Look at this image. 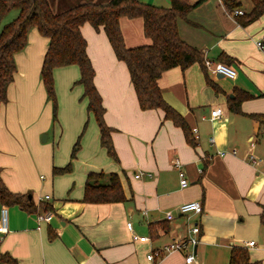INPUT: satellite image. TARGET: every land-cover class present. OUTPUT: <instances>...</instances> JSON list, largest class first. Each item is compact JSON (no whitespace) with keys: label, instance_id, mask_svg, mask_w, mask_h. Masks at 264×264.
Returning a JSON list of instances; mask_svg holds the SVG:
<instances>
[{"label":"crops","instance_id":"0c3cea01","mask_svg":"<svg viewBox=\"0 0 264 264\" xmlns=\"http://www.w3.org/2000/svg\"><path fill=\"white\" fill-rule=\"evenodd\" d=\"M141 1L170 5V0ZM119 22L127 46L150 43L142 18L123 16ZM255 22L242 27L228 16L222 2L210 0L177 19L183 40L213 62H220L221 53L227 54L232 62L226 65L236 71L235 78H227L208 70L218 92L206 83L197 63L185 70L172 67L158 79L164 100L192 128L194 146L162 109L139 107L127 66L117 59L102 27L96 30L89 22L81 25L117 161L100 145L99 128L87 111L83 87L75 83L76 65L53 70L58 109L52 120L51 103L39 76L47 38L31 28L27 45L15 54L17 69L7 100L0 106V175L10 190L30 193L36 206L40 201L49 203L52 216L38 221L41 209L29 213L18 205L7 206V231L0 233V250L19 264H228L231 247L237 245L248 250L251 260L264 264V175L262 165L252 166L245 159L250 152L264 159V122L249 115L264 113V51L256 44L263 37L251 33ZM235 87L253 95L241 103L242 113L227 107ZM213 111L220 115L210 119ZM50 129L51 142L46 135L42 138L46 142L40 144V135ZM80 134L71 171L53 174L54 166L70 161L72 144ZM232 148L236 154L230 152ZM177 158L188 180L185 187L173 164ZM34 161L47 172V177L39 175L41 182L31 176ZM89 171L117 172L128 199L83 201ZM44 194L50 199H43ZM193 200L201 203L200 213L178 210L181 203ZM168 211L171 219L165 217ZM194 223L200 233L191 263H185L184 251L155 261L146 258L163 244L186 236ZM133 233L148 240H133ZM249 241L254 244L248 245Z\"/></svg>","mask_w":264,"mask_h":264},{"label":"trees","instance_id":"16d2710c","mask_svg":"<svg viewBox=\"0 0 264 264\" xmlns=\"http://www.w3.org/2000/svg\"><path fill=\"white\" fill-rule=\"evenodd\" d=\"M202 1L189 3V0H170L169 6H161L141 0H86L57 11L52 8L50 0H0V18L10 9H18L15 18L0 26V106L7 100V88L17 69L15 54L27 45L29 30L36 28L47 38L39 76L45 88L46 99L51 103L52 120H56L58 109L53 70L55 67L76 65L79 69V78L75 83L83 87L82 96L87 98V111L93 115L99 128L100 145L106 149L113 161H117L118 157L111 140L112 128L104 120L102 97L94 83V67L86 52V39L80 29L84 22H89L96 30L102 27L117 59L125 62L139 107L143 110L162 109L164 117L179 126L187 143L194 146L196 137L192 128L184 117L164 100L158 79L164 71L172 67L178 66L185 70L197 63L206 83L218 92L219 87L210 78L204 63V52L183 40L177 26V19L186 18L188 12ZM222 4L228 11L241 8L239 0H223ZM242 10V14L233 18L240 26L246 27L264 15V0H250L249 9ZM123 16L142 18L143 31L151 39L150 43L127 46L119 22ZM262 43L264 45V36ZM218 61L230 64L232 58L221 53ZM252 96L247 91L235 87L233 95L227 99L229 111L242 113L241 103ZM249 115L260 123L264 122V113ZM85 127L86 123L83 130ZM80 137L81 134L72 146L71 160L63 167L54 166L53 174L71 171L72 160L80 148ZM29 194L10 190L0 175L2 205H18L29 213L37 212L38 209L43 212L52 210L51 205L45 201H40L39 206H36ZM82 199L86 202H122L128 198L117 172L89 171L85 178ZM261 220L264 223V207ZM0 264L19 263L8 252L0 250ZM228 264L260 262L251 260L245 247L234 245L230 250Z\"/></svg>","mask_w":264,"mask_h":264},{"label":"built area","instance_id":"2783aa9c","mask_svg":"<svg viewBox=\"0 0 264 264\" xmlns=\"http://www.w3.org/2000/svg\"><path fill=\"white\" fill-rule=\"evenodd\" d=\"M219 2H221L222 0H218ZM228 16L230 17H234L235 15H239L243 13V10L241 8H235L232 11H228L226 10ZM256 44L257 46L263 50V43H262V38L256 40ZM205 65L207 67V69L213 73V74H221L224 77L227 78H235L236 76V71L235 69H233L232 67L224 64V63H220V62H213L211 60L205 59ZM219 113L213 111L210 119H214L219 117ZM195 130V128H193ZM262 138H264V133H262ZM210 142L214 141L213 137L209 138ZM250 144L253 145L254 141L251 138L250 139ZM230 152L232 154H236V149L232 148L230 150ZM245 159L247 160V162L249 164H251L252 166H258V165H262V169L261 172L264 175V159L253 153L250 152L245 156ZM174 166L177 168L178 170V176L180 179V185L181 187H185L188 185V180L185 177V173L184 170L182 169V164L179 161V159H175L173 162ZM141 174H135V177H139ZM147 176H151V173H147ZM50 195L49 194H44L43 195V199L48 200L50 199ZM178 210L181 213L184 214H188V213H200L202 211V205L199 201H187V202H183L179 205ZM52 216V212L51 211H46V212H41L39 214H37V220L38 221H48ZM166 219H171L173 217L172 213L170 211L166 212L165 214ZM7 224H8V208L6 205H2L0 208V233H4L7 231ZM126 226L129 230H131L132 225L131 222L128 221L126 223ZM187 235L180 238V239H176V240H172L168 243L163 244L162 246H160L159 248H157L154 251H151L150 253H148L146 255V258L150 261H155L156 259H160L163 256L174 252V251H184L185 252V258L184 261L185 263H191L194 260V248L196 246V244L198 243V235L200 233V227L197 223L191 224L187 230ZM132 239L133 240H139V241H147L148 240V236H139L135 233L132 234ZM254 244V241H249L248 245H252Z\"/></svg>","mask_w":264,"mask_h":264},{"label":"rangeland","instance_id":"374dc122","mask_svg":"<svg viewBox=\"0 0 264 264\" xmlns=\"http://www.w3.org/2000/svg\"><path fill=\"white\" fill-rule=\"evenodd\" d=\"M83 1H86V0H50V3H51L52 8L54 10L59 11V10L65 9V8L71 6V5H74V4H77V3H81ZM92 1H102V0H92ZM239 1H240V4H241L242 9H249V7H250V0H239ZM210 2L212 4H216L218 1L217 0H210ZM221 2L223 3V0ZM226 10H228V9L226 8ZM17 14H18V9L17 8L10 9L5 16H3L2 18H0V26H2L6 22L12 20L13 18H15L17 16ZM220 20H221V18L219 17V20L218 21H220ZM251 33L252 34L257 33L256 38H260V37H263L264 36V15L262 17H260V19L257 22H255V24L252 26ZM202 45H204V44H202ZM206 47H208V46H206ZM220 83L222 84L223 82L220 81ZM51 116H52V114H51ZM46 135L48 136V140L47 141L51 142V139H52V131L50 129V131L43 132L40 135V137H39L40 144H44L46 142V141L45 142L42 141V138L44 136H46ZM73 144H72V146H73ZM34 149H36V148L34 147ZM55 149H57L56 146H55ZM71 150H72V147H71ZM70 154H71V151H70ZM34 164H35L34 165L35 170H33V169L31 170V176H33V180H40L39 179V175L40 174L43 177H44V175L47 177V172H45L44 170H42V167L36 161H34ZM131 174H133V173H131ZM40 182H41V180H40Z\"/></svg>","mask_w":264,"mask_h":264},{"label":"water","instance_id":"95a60500","mask_svg":"<svg viewBox=\"0 0 264 264\" xmlns=\"http://www.w3.org/2000/svg\"><path fill=\"white\" fill-rule=\"evenodd\" d=\"M217 76H219V77H220V76H222V75H221V74H217ZM230 96H232V94H231ZM43 139H44V138H43ZM30 196H31V195L29 194V197H30Z\"/></svg>","mask_w":264,"mask_h":264}]
</instances>
